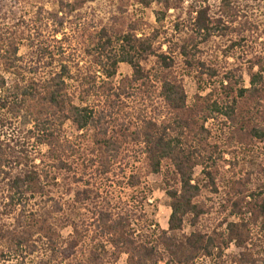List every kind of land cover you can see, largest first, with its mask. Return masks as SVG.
Segmentation results:
<instances>
[{
  "label": "trees",
  "instance_id": "obj_1",
  "mask_svg": "<svg viewBox=\"0 0 264 264\" xmlns=\"http://www.w3.org/2000/svg\"><path fill=\"white\" fill-rule=\"evenodd\" d=\"M8 1L17 4L21 0L0 3ZM41 1L60 6L56 14L49 15L57 22L55 34L59 35L69 18L97 0ZM132 1L145 9L161 7L157 21L164 34L154 30L142 40L136 25L126 34L105 27L93 50L98 54L95 66L85 69L77 61L70 65L63 58L56 60L48 48L32 40L29 28L24 29L21 24L8 26L6 18H0V259L19 257L17 264H57L59 260L67 264H118L122 255L127 254V264H193L203 254L212 256L211 248L217 247L221 258L217 264H224L225 248L235 244L242 252L238 258H232V264L264 263V240L254 229L262 221L264 231V184H257L259 193L251 196L246 211L240 202L234 203L232 215L244 218L229 223L226 234L220 238L211 236L205 228L212 212L200 200L202 186L193 184L196 168L204 165V178L215 193L219 192V169L214 159L218 146L212 147L208 142L211 132L205 127L207 121L222 116L229 127L221 130L222 134L228 135L229 130L233 139L245 141L243 131L237 129L241 122L238 110L244 106V112L251 115L250 138L264 144V59L254 57L248 70L250 87H244L240 76L238 89V82L233 83L235 72L207 68L199 56L204 54L201 45L209 47L215 37L224 39L228 30L238 31L247 23L236 26L244 19L239 0H222L218 10L210 0ZM43 7L40 14L44 13ZM171 12L175 13L174 25L165 26L166 20L173 17ZM183 15L186 17L180 22ZM159 39L163 42L157 45ZM22 43L28 44L30 61L38 62L36 66L20 56ZM164 45L168 46L167 52L163 51ZM87 52L92 55L90 49ZM64 55L61 48L57 57ZM193 60L200 66L197 76L202 91L210 87V78L237 95L226 106L218 102L210 105L202 125L196 119L199 113L188 107L183 84L170 78L177 73L179 61L192 66ZM150 62L155 63L152 69L145 67ZM121 64L129 65L133 75L113 88L109 81L117 76ZM6 75L14 76L11 86ZM98 75L105 78L102 83L98 82ZM155 77L160 80L155 81ZM137 86L146 92L148 106L154 110L152 117L131 116L122 120L123 101L133 97L129 91H135ZM93 97L98 100L93 102ZM23 113L32 118L33 128L27 133L10 135L8 131ZM161 119L167 125L156 144L157 122ZM68 123L77 126L78 137L67 136ZM39 147L48 151L43 154ZM130 151L135 154V162H131ZM166 163L172 170L166 176L173 210L170 230H161L153 221L150 228L155 230L150 238L136 239L130 227L151 194L146 186L142 188L143 178L146 171L161 174ZM117 178H128L130 189L142 188L135 201L141 207L136 206L135 210L122 201L113 204ZM248 182L252 183L251 178ZM56 187L57 191L65 189L64 197L60 191L57 198L49 197L48 194L56 193L52 190ZM71 195L73 198L65 201ZM248 214L256 217L255 225L246 217ZM188 226L195 228L190 236L186 234ZM69 227L74 233L65 239L62 232ZM39 254L42 259L34 260Z\"/></svg>",
  "mask_w": 264,
  "mask_h": 264
},
{
  "label": "rangeland",
  "instance_id": "obj_2",
  "mask_svg": "<svg viewBox=\"0 0 264 264\" xmlns=\"http://www.w3.org/2000/svg\"><path fill=\"white\" fill-rule=\"evenodd\" d=\"M222 0H210L211 4L218 10L221 6ZM241 7L243 9L244 19L236 24L244 25L237 31L228 30V37L220 38L215 37L209 44L201 45L203 48V55H199L201 60L206 63L207 68H216L219 72L232 70L236 74L234 82L237 81L235 88L240 89V76H243L244 87H250V76L248 73L251 67V62L255 56H260L264 59V0H260L256 3L252 0H239ZM188 5V3L186 4ZM44 6V13L40 14V8ZM59 5H55L52 1L42 2L41 0H21L20 2L8 1L0 3V18H6V24L12 26L14 24H21L23 28H29L30 36L32 40L38 42L40 46H45L56 58L65 59V63H70L72 65L73 61L79 62V67L85 69L88 66H95V54L93 50L98 44L97 36L100 34L105 27L115 28L117 32L128 33L132 26L136 25L140 28L138 32V38H145L152 34L154 30H160L163 35L165 30L159 25L157 21V12L161 10L159 5H155L150 9H145L133 2L132 0H97L94 3H90L82 8L80 11L76 12L73 17L66 21L62 34H55L57 28V22H54L49 15L56 14L59 11ZM173 17H169L164 23L165 26H173L175 21V13L171 12ZM185 15L181 17L182 22L185 19ZM1 20V19H0ZM247 27H244V26ZM245 32L242 34V32ZM163 38V37H162ZM163 42V39L157 41ZM234 49H231L230 46ZM27 43H22L20 45V56L25 57L26 63L30 64V54L31 50L27 46ZM64 49V56L57 57V54ZM91 50L92 55L87 52ZM163 51H168V46L163 47ZM228 56V57H227ZM51 62V59L48 60ZM255 61V60H254ZM193 65L190 66L187 62L179 61L177 65V73L175 72L170 78H174L177 82L182 83L186 94L188 96V107L190 109L196 110L198 112L197 121L202 125L204 123L207 108L214 103L218 102L222 106L231 104L237 98L236 93L233 94L232 91H225L219 87L216 79L209 80L210 87L206 91H202L200 79L197 76L199 71L197 70L198 61H192ZM37 63H32V66H36ZM45 63H43L44 65ZM145 67L152 69L155 63H145ZM188 66V67H187ZM190 66V67H189ZM31 68V67H30ZM57 68V62H54V68ZM51 68L48 70L51 71ZM96 69V67H95ZM258 71V68L256 69ZM207 72V71H206ZM133 69L127 64H121L118 67V74L116 77L111 79L109 83L113 88L119 87L120 83L125 79L132 78ZM30 77V75L28 74ZM37 77V75H31ZM7 82L11 86L14 81L13 75H6ZM98 82L102 83L105 78L98 75ZM155 81H159L158 78H154ZM235 85V84H234ZM218 87V88H217ZM135 91L130 90L133 97L130 99H124V108L120 112L122 120L125 118L134 117L139 118L142 115H150L154 110L148 106V98L145 94L144 88L139 86L135 87ZM236 92V91H235ZM145 94V95H144ZM157 98L156 100H158ZM98 100L97 97H93L92 101ZM242 103H246L245 101ZM156 104H160V101H156ZM243 107H240L238 114L241 115V122L238 125V130L243 131L245 136V141H239V137L233 139L230 131L228 130V135H223L221 130L229 128L225 125V118L219 116L217 119L209 120L205 123V127L211 132L209 139V144L213 146H218V151L214 156L217 162V167L219 169L218 178H216L217 187L219 192L215 193L214 188L208 183V179L204 178L203 170L204 165L199 166L195 170L194 182L193 184H200L202 186L201 192V202L205 206L206 210H211L212 215L208 217L205 224V228L210 232L209 234L213 237L220 238L222 234H226L227 225L229 223L241 222L243 218L240 215L233 214V205L235 202H240L243 211L248 209L247 204L252 202L251 196L253 194L258 195L259 189L257 188L260 182L264 184V144L260 141H252L250 138V133L252 131V126H250L251 115L244 112ZM242 108V109H241ZM132 119V118H130ZM253 120V119H252ZM123 122V121H122ZM136 122V121H135ZM158 123V131L156 137V144L160 142L161 138L165 133L164 120L161 119ZM227 124H230L229 122ZM231 125V124H230ZM34 126L32 118L27 114L23 113L18 122L15 123V127L9 130V134L16 132H25L31 130ZM197 126V125H195ZM243 127V129H241ZM116 130L119 132L121 128L115 126ZM197 129L199 127H196ZM66 134L69 138H76L80 135L77 126L68 123L65 127ZM227 130V129H226ZM153 147L154 144H153ZM133 148V146H131ZM42 153H46L48 148L39 147ZM131 151L134 149H130ZM130 151V152H131ZM212 151V148L211 150ZM131 162H135V154L131 152L130 154ZM129 161V160H128ZM233 162L228 164L226 162ZM210 163V162H209ZM206 164V163H205ZM134 165V163L132 164ZM131 165V166H132ZM170 164L166 163L161 174H152L146 171V178H143L144 186L151 190V194L147 197L145 202V207L143 212L139 213V217L131 224V231L136 239H141L142 241L146 238H150V235L155 230V227L151 226V222H156L160 229L163 231L170 230V219L173 213L172 210V200L167 194L168 185L166 183V176L168 172H172L170 169ZM132 168V167H131ZM131 169L128 170L130 173ZM251 175L252 177H250ZM251 178L252 183L248 182ZM126 179V180H125ZM128 178H117V183L113 187L115 191V197L112 202L115 205L119 202H124L130 207L136 208V206L141 207V205H136L135 201L141 194V189H130L128 187ZM241 180V182H240ZM121 182L122 184H120ZM236 182V184H234ZM239 182V183H238ZM56 193L48 194L51 198H57V192H61V196L64 197L65 189L57 191V187L52 189ZM243 191L244 194H241ZM256 192V193H255ZM114 195V194H113ZM240 195V196H239ZM245 195V196H244ZM73 195L66 196L65 201H70ZM243 198H246L245 200ZM243 199V200H242ZM136 210V209H135ZM84 212V211H83ZM247 218L251 219V223L255 225L256 217L252 214H248ZM259 221L257 226H255V233L264 240V231L261 230V223ZM222 227H220V225ZM261 231V232H260ZM195 232V228L188 226L186 229V234L191 235ZM74 233V229L69 227L62 232L65 239L69 238ZM256 235V236H258ZM107 250L110 251L111 247L106 244ZM210 252L212 256H207L205 254L201 255L193 264H217L221 261L220 258V248L212 247ZM241 250L235 245L230 244L224 250L222 261L224 264H232V258H238L241 254ZM34 260L40 261L42 255H36L33 257ZM17 261H21L19 257H7V259H0V264H17ZM128 255L123 254L120 258L118 264H127ZM57 264H67L62 263V261H57ZM162 264V263H161ZM259 264H264L263 262Z\"/></svg>",
  "mask_w": 264,
  "mask_h": 264
}]
</instances>
